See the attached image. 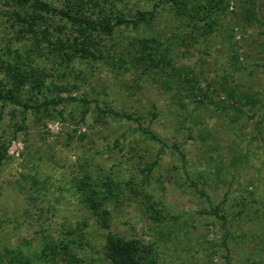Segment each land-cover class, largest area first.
Returning a JSON list of instances; mask_svg holds the SVG:
<instances>
[{"label":"rangeland","instance_id":"374dc122","mask_svg":"<svg viewBox=\"0 0 264 264\" xmlns=\"http://www.w3.org/2000/svg\"><path fill=\"white\" fill-rule=\"evenodd\" d=\"M49 1L63 6L62 0ZM108 1L106 7L126 14L157 11L152 26L139 32L122 29L105 38L102 46L111 57L131 49L128 40L135 35L155 36L170 46L177 65L192 66L214 87L223 75H231L228 82L255 93L263 108L254 118L235 120L213 108H182L155 76L129 68V54L122 67L111 59L85 61L79 75L56 56L32 54L34 63L51 75L48 84L69 90L61 97L85 98L89 104L87 110L63 101L55 108L23 111L0 102V153L7 147L0 166L2 264H10L6 249L43 264H64L61 254L53 250L44 256L41 249L67 242L84 264H108L102 245L110 232L154 243L160 264H227L222 224L204 212L210 204L223 203L231 215L242 202L247 216L227 225L237 236L228 241L231 260L264 264V0H223L216 31L198 44L189 38L188 19L162 7L164 0ZM251 4L253 15L246 18ZM12 10L0 0V55L13 59L18 50L24 60L34 43L29 33L17 36L20 24L9 18ZM46 23L53 38L69 32L68 26L53 30L63 23L58 17ZM31 95L25 91L23 97ZM36 97L33 104L44 99ZM97 105L132 111L163 143L148 139L136 123L111 115L99 120ZM85 175L97 182L110 177L119 186L108 203V228L82 203L77 184ZM197 185L205 196L197 193ZM143 192L162 214L161 222L150 217ZM255 208L259 214H253Z\"/></svg>","mask_w":264,"mask_h":264},{"label":"trees","instance_id":"16d2710c","mask_svg":"<svg viewBox=\"0 0 264 264\" xmlns=\"http://www.w3.org/2000/svg\"><path fill=\"white\" fill-rule=\"evenodd\" d=\"M62 2L63 6L57 7L49 0H3L5 5L13 7L9 18L20 24L19 29L15 31L17 36L23 33L31 34L34 45L28 49L29 52L25 55L24 60L18 50L13 59L0 55V102L21 107L23 111L28 109L38 111L41 106L47 108L49 105H53L55 108L63 101L81 103L86 110L88 109L89 100L71 95L61 97V92L68 93L69 90L52 81L47 83V78L51 75L46 71V67L35 64L34 58H32V54L43 56L46 52L52 57H58L60 65L64 64L65 69L71 72L77 71L78 75L81 73L78 67L85 61L96 62L111 59L119 67H122L127 63L124 54H129L131 64L129 68L135 69L139 74L155 76L160 86L182 108L192 106L196 111L213 108L232 120L241 115L254 118L263 108L260 98L255 93L244 91L237 85L228 82L231 75H223L222 82H216V87H214L204 75L196 72L192 66L177 65L170 46L165 45L160 38L155 36L139 37L135 35L128 40L132 50L126 48L118 58L111 57L108 50L102 46L105 38H113L122 29L139 32L142 26H152L157 15L155 9H140L134 13L126 14L115 7H106L104 4L108 3V0H62ZM161 5L173 11L177 16L188 19L189 38L198 44L200 40L216 31L217 15L222 11L223 0H164ZM244 14L246 18L253 15L252 4L248 8V12ZM49 17H58L63 20L62 24L53 26V30L61 31L68 26L69 32L64 33L63 37L53 38L48 29L49 25L46 23ZM231 60L234 68L239 65L236 53L232 55ZM75 65H77V70ZM25 91L31 92L33 97L24 98ZM45 91H51L55 95L47 96ZM38 95H44V99L40 103L33 104L34 97ZM96 115L99 120L111 115L127 122L136 123L139 130L148 139L163 143L148 126H142L141 117L134 115L132 111H119L111 106L102 108L97 105ZM6 153L7 147H1L0 166ZM151 167H147V170H150ZM192 184L196 188V184L194 182ZM77 189L81 193L82 203L94 215L100 226L108 228L110 219L108 203L114 192L119 190V186L110 177L97 182L92 180L90 175H85L78 182ZM197 193L204 195L198 185ZM142 194L148 201L146 209L150 217L161 222L162 214L150 202L149 194L144 192ZM236 206V210L231 215L228 214L223 203L215 206L210 204L204 212L206 215L218 219L222 224L221 244L225 249L224 257L227 264H235L231 260L228 241L237 240V236L227 225L232 223L235 218H242L243 215L247 216L248 214L246 203H238ZM251 207L253 206L251 205ZM254 211L253 214L260 212L258 208H255ZM53 250L56 252L55 254H61L64 264H84V260L77 256L68 242L57 246H44L41 252L47 256V252H53ZM102 252L108 264H160L154 243L145 242L136 237H123L117 233L110 232L104 237ZM5 256L10 264H43L37 257L33 258L22 252H14L9 249H6ZM3 258L4 256L0 255V264H2ZM252 263L258 264L259 261ZM201 264L210 263L206 261Z\"/></svg>","mask_w":264,"mask_h":264}]
</instances>
